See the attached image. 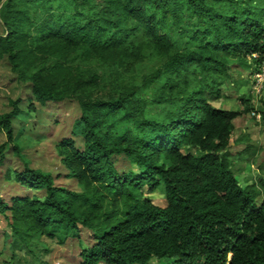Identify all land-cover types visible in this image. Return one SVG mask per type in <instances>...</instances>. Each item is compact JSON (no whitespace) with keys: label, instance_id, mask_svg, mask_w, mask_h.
I'll return each mask as SVG.
<instances>
[{"label":"trees","instance_id":"obj_1","mask_svg":"<svg viewBox=\"0 0 264 264\" xmlns=\"http://www.w3.org/2000/svg\"><path fill=\"white\" fill-rule=\"evenodd\" d=\"M263 4L264 0H2L5 33L0 34V56L5 54L16 66L43 56L68 57L77 48L86 55L108 54L122 50L136 30L145 32L159 51L166 38L150 20L149 7L161 18L186 11L204 27L197 30V47L172 53L159 71H177L191 63L219 68L217 49L255 52L259 61L264 53ZM30 5L42 13L32 27ZM52 65L48 76L41 70L26 74L25 97L8 98V109L0 112L5 135L0 162L7 143L21 160V167L6 170L5 177L44 190L40 198L27 193L13 194L8 201L0 197V214L14 237L22 243L34 235L56 238L86 227L94 241L80 246L79 264H146L151 257L169 258L174 264H264V197L257 203L254 190L240 185L230 166L235 109L211 104L198 90L185 96L166 121L133 118L136 133H117L113 121L103 126L104 119L124 111L130 96H78L80 114L73 129L82 135L83 146L75 148L71 137L60 139L57 146L62 164L79 186L69 189L54 184L50 172L32 166L13 141L12 119L23 102L31 105L32 99L43 103L65 95L59 88L68 72L59 59ZM95 78H75L74 84L79 87ZM118 153L130 164L129 170L116 169L113 155ZM143 185L148 190L160 186L164 204L143 195Z\"/></svg>","mask_w":264,"mask_h":264},{"label":"rangeland","instance_id":"obj_2","mask_svg":"<svg viewBox=\"0 0 264 264\" xmlns=\"http://www.w3.org/2000/svg\"><path fill=\"white\" fill-rule=\"evenodd\" d=\"M33 8L29 6L28 20L32 22L31 27L42 15L41 11H34ZM148 10L150 20L156 22L157 28L166 38V43L161 44L159 51L145 32L136 30V35L124 44L122 50H114L108 54L92 51L90 55H86L77 48L68 57L43 56L29 64L16 66L10 65L5 54L1 55L0 112L8 109V98L25 97L23 88L29 83L22 79L26 74L41 70L43 75L48 76L54 70L52 64L56 59L63 63L62 68L68 72L67 81L62 82L59 88L65 94L63 98L45 100L43 103L32 99L31 105L27 101L21 104V112L12 119L13 141L32 166L50 172L54 184L79 189L57 151L59 140L65 137L72 138L75 148L81 149L83 146L82 135L73 129V123L80 114L78 96L102 100L118 95L130 96L125 110L110 114L104 119L103 126L113 121L115 132L121 133L127 129L136 133L137 125L133 118L164 122L168 115L174 114L185 96L200 90L211 104L237 111L232 118V140L228 147L232 155L230 166L238 183L250 185L254 190V199L258 203L264 197L263 54L257 61L255 52L249 54L242 50L227 53L217 49L216 53L222 58L219 68L202 69L198 64L191 63L181 70L159 71L172 53L197 47L200 39L199 35L195 37L197 30L204 27L195 18H188L186 11L179 16L161 18L156 10L149 7ZM4 33L0 22V34ZM31 39L26 38L29 44L32 43ZM156 71L159 73L156 74ZM88 75L96 78L87 84L75 86V78L85 79ZM4 139L5 135L0 131V143ZM189 150L192 151L193 148L189 147ZM3 154L0 162V197L7 201L13 194L27 193L42 197L43 188L22 186L13 177H5L6 170L21 167V160L12 152L8 143ZM113 156L114 165L119 172L131 168L122 154ZM141 189L143 195L152 202L164 204L160 186L148 190L143 185ZM93 241L91 230L79 226L76 232H68L61 237L34 235L28 242L21 243L13 236L8 223L0 214V264H79L80 246ZM173 262L169 258L151 257L146 264H174ZM98 264L105 263L99 261Z\"/></svg>","mask_w":264,"mask_h":264},{"label":"built area","instance_id":"obj_3","mask_svg":"<svg viewBox=\"0 0 264 264\" xmlns=\"http://www.w3.org/2000/svg\"><path fill=\"white\" fill-rule=\"evenodd\" d=\"M263 62H264V53H263ZM259 73H255V75H258Z\"/></svg>","mask_w":264,"mask_h":264}]
</instances>
